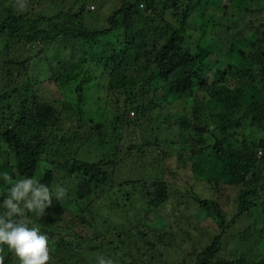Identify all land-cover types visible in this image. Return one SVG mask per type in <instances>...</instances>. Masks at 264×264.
I'll list each match as a JSON object with an SVG mask.
<instances>
[{
    "label": "trees",
    "instance_id": "16d2710c",
    "mask_svg": "<svg viewBox=\"0 0 264 264\" xmlns=\"http://www.w3.org/2000/svg\"><path fill=\"white\" fill-rule=\"evenodd\" d=\"M85 1L20 0L26 5L20 10L18 0H9L6 6L0 0V44L5 57L0 74L6 80L0 95V174L67 187V196L60 202L53 200L42 217L30 214L49 238L50 258L57 264H97L100 256L113 264L160 262L162 251L174 250L170 244L180 236L167 235L166 226L153 228L147 218L166 209L177 192L154 168L130 169L129 178L118 182L121 161L113 160L117 149L112 158L98 162L78 159L84 144L77 134L72 142L65 137L64 113L53 102L38 100L33 92L34 80L28 74L32 60L48 66L57 87L73 89L77 103L64 102L62 109L80 127L85 122L81 105L89 68L107 76L108 92L125 95L123 110L134 112L126 125L136 127L139 119L146 118L157 131L145 134L141 146H129L127 156L135 153L142 158L145 150L159 151L161 143L179 145L181 138L186 139L188 159L162 153L163 159L170 157L183 168L188 160L192 176L215 190L217 198L195 196L193 203L218 231L210 245L189 255L191 260L176 264H264V255L252 260L249 247L233 254V259L220 256L224 237L236 223L252 219L251 210L260 206L261 216L264 213L260 203L264 196V20L256 17L257 22H248L250 39L230 45V52L246 60L247 67L210 62L211 43L219 36L220 25L212 9H222L221 20L228 22L241 12L248 17L264 14V0H114L118 8L108 17V27L101 29L83 24V19L93 16L85 11ZM39 6H47L49 14L35 11ZM77 20L79 27L74 24ZM8 53L14 57L7 59ZM175 102L185 104L172 113ZM88 122L92 125L88 136L106 137L101 126ZM246 130L258 138L250 140ZM43 162L50 168L40 173ZM9 187L0 179V200ZM222 187L238 189L231 219L220 201ZM109 199L110 214L135 216L130 230L116 226L107 216H101L100 222L96 219L97 203ZM92 212L95 217L89 222L86 215ZM64 214L71 216L66 220ZM93 222L106 230H94L89 239L76 233L75 227L91 228ZM254 230L263 236L264 225L260 229L248 225L239 235L241 247L249 245ZM59 234L62 238L57 242ZM157 244L161 252L155 249ZM0 264H18V260L7 248H0Z\"/></svg>",
    "mask_w": 264,
    "mask_h": 264
},
{
    "label": "rangeland",
    "instance_id": "374dc122",
    "mask_svg": "<svg viewBox=\"0 0 264 264\" xmlns=\"http://www.w3.org/2000/svg\"><path fill=\"white\" fill-rule=\"evenodd\" d=\"M8 1L9 0H5V6L8 4ZM85 2V11H89L93 14L91 19H83L85 27L91 29L108 27V24L106 23L108 17H110L113 10L118 8V5L115 4L114 0H86ZM211 2L219 3L220 0H211ZM225 3L226 2L224 1L222 6ZM59 5L60 4L57 6ZM35 11H45V13H47L45 15L49 14L47 6L36 7ZM212 11L215 12V15H218L216 20L219 21L220 25L217 32V35L219 36L212 40L211 43V64H220L225 66L232 65L238 68L247 67L248 62L246 60H243L237 54L230 52V45L233 43L238 44L246 40L248 41L251 37L247 25L248 22H257L258 18L264 20V14H252L248 17L245 12H241L240 15L232 16V18H230L227 22L225 20H221L222 14L224 13L222 9L218 11V8L216 7L213 8ZM74 24L79 27L78 20L75 21ZM229 27L232 29L230 34L227 32V30L230 29ZM2 48L3 45L0 44V62L5 60V57L1 54V52H3ZM8 54L9 56L6 57L7 59L17 55V53L13 51L12 54L14 56L10 55V53ZM32 56H34V54H32ZM38 62V60L35 62L33 60L31 61V70L28 73L29 77L34 80L32 83L33 92L36 94L38 100L42 102H53L55 106L62 113H64L63 116L65 119L63 120L64 123L62 129L66 135L65 137L72 142L74 138L73 136L77 134L80 138L77 139L79 140L78 142H82L84 144L77 154L78 159L93 163L98 162L105 157L110 158L111 155L114 154L115 149H117L115 155L113 156V160L121 161L118 164V177H116L118 182L129 178L128 173L130 169H134L135 172H141L142 167L144 170L147 168H154L155 170L162 171L164 173L166 181L172 186V188H174L173 190L177 192V194L170 199L166 209H163L161 212H154L147 218L148 223H150L153 228L160 229L166 226L167 229L163 230L167 233V235L168 233H173L176 236L178 234L180 236L178 238L176 237V239H174L175 241L173 240L174 242L170 244L174 247L179 245L180 249L177 248L178 250H176V247H173L172 249L174 250H167L169 248H166V251H162V258L160 259V262L158 259V262H155L154 264H176L182 259H186L187 261L191 260V256H189L191 253H199L205 247L210 245L212 239L217 234V226L209 222V220H204L205 213L202 210H197L198 208L194 205L193 198L196 196L203 199L213 200L217 198L214 195L215 190L206 183L196 180L192 176L188 170V160L185 161V168H183L184 164L183 166L179 165L176 160L171 159L170 157L163 159L162 156V153L171 156H175V154H177L181 157V159H188L189 157L186 148L183 147L186 139L181 138L179 140V145L166 146L161 143L159 151L151 148L149 150H145L142 158L141 155L139 156V154L135 153H132L131 157L127 156L128 147L131 145L141 146V143L144 141L145 134H148L150 131H156L155 125L152 126L151 122L146 120V118L139 119L136 127L126 125V121H131L135 117L134 112H125L123 110L127 97H125V95L121 96L109 93V81L107 76L100 71L94 70L93 67H90L88 72L90 78L88 80V84L83 88L84 99L81 105L85 114V122L81 125L82 127H80L76 120L69 119L67 114H65L62 109V104L64 102L69 101L72 104L77 103L73 89L68 86L67 88L57 87L54 81L50 79L51 73L48 66L45 64H38ZM53 66L55 67V65ZM1 68L2 64L0 63V71H2ZM81 78H84V76ZM4 81L6 80H3L2 74H0V95L3 92L2 85ZM184 104V102H175L173 103V106H171L170 111L172 113L177 112L178 110L180 111V107ZM122 113L123 119L117 118ZM90 119L95 124L101 126L102 131L107 133L106 137H102V135L99 136L97 133L91 135L92 137L88 136L90 134V127H92L91 124H87ZM122 121H125V123ZM152 127H154V129ZM244 133L245 135L250 136L251 132L246 130ZM256 137L257 134L251 135L250 140H256L258 138ZM78 142L74 141V144ZM261 155L262 153H258V157ZM49 168L50 166H48V164L45 165L43 162L39 171L40 173H43ZM221 189L222 198L220 201H222L221 203L223 204V209L226 212L227 219H231L236 210L235 200L238 189L227 187H222ZM109 202L111 203L110 199L105 202L101 200L97 203L95 210V215H97L96 219H99L100 222L101 216H107L110 217V220H112L116 226L122 224L123 227L130 230V224L134 223L136 220L135 216L132 214L126 216L124 212H120L121 215H115L114 213L110 214L108 205ZM260 203L264 204V196L260 199ZM260 207H258L255 211L254 209L251 210L252 219L249 221L247 219L240 220L233 226V228H231L232 230L230 229L228 231L227 236L224 237L225 244L222 252L220 253L221 257L233 259V254L239 255L241 251L245 252L248 247L250 248L249 250L253 261H256L264 255V234L263 236L258 235L255 230L250 231V233H252V238L249 241V245L246 247H241V245H239V235L244 231V229H246V227H248V225L253 226L254 224V226L258 229L262 228L264 225V213L263 216H261ZM69 216H71V214L63 215L66 220L69 219ZM94 217L93 212L91 216L89 214L86 215L89 222L90 219ZM91 225V228L81 226L78 229V227H75L77 229L76 233L86 239H89L93 236L94 230L97 229L100 232L106 230L104 228L102 229V227L97 225V223L93 222ZM169 227H172L171 230H169ZM138 229L141 231L140 228ZM133 230L138 231L137 229ZM61 238L62 235L59 234L57 236V242ZM155 249H158L160 252L163 250L159 247V244H157ZM49 264H57V261L50 258Z\"/></svg>",
    "mask_w": 264,
    "mask_h": 264
},
{
    "label": "clouds",
    "instance_id": "9594fccd",
    "mask_svg": "<svg viewBox=\"0 0 264 264\" xmlns=\"http://www.w3.org/2000/svg\"><path fill=\"white\" fill-rule=\"evenodd\" d=\"M25 6L18 0L16 7L23 10ZM0 179L10 184L0 200V248L11 251L18 264H49V238L31 215L42 217L53 200L60 202L67 196V187L60 183L49 187L34 177L13 180L7 173L0 174ZM97 264L113 261L100 256Z\"/></svg>",
    "mask_w": 264,
    "mask_h": 264
}]
</instances>
